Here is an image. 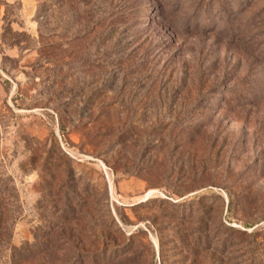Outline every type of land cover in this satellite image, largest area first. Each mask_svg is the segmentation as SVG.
I'll return each mask as SVG.
<instances>
[{"label": "rangeland", "instance_id": "1", "mask_svg": "<svg viewBox=\"0 0 264 264\" xmlns=\"http://www.w3.org/2000/svg\"><path fill=\"white\" fill-rule=\"evenodd\" d=\"M0 75V264H264V0H0Z\"/></svg>", "mask_w": 264, "mask_h": 264}, {"label": "trees", "instance_id": "2", "mask_svg": "<svg viewBox=\"0 0 264 264\" xmlns=\"http://www.w3.org/2000/svg\"><path fill=\"white\" fill-rule=\"evenodd\" d=\"M1 78V75H0ZM6 82V81H4ZM3 222V220H1L0 218V228H3V226L1 225V223ZM11 225H13V223H7L5 224V228L8 229V227H10ZM2 231H0V237L2 238L3 242H6L7 244H9L11 246V254H10V258L13 262H15V259H18V262H23L24 260H27L28 258L36 255V253H38L37 251H32L29 248V243L21 245V246H16L14 244H12L10 242V232H8L6 235L7 236H3V234H1Z\"/></svg>", "mask_w": 264, "mask_h": 264}]
</instances>
